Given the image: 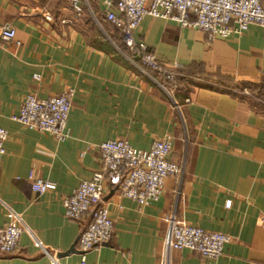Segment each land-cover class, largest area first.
Returning a JSON list of instances; mask_svg holds the SVG:
<instances>
[{
  "label": "crops",
  "instance_id": "1",
  "mask_svg": "<svg viewBox=\"0 0 264 264\" xmlns=\"http://www.w3.org/2000/svg\"><path fill=\"white\" fill-rule=\"evenodd\" d=\"M114 3L0 0V29L15 30L12 41L0 36V127L7 131L0 227L16 215L24 229L16 252L0 254V264H80L77 238L85 220L66 219L62 199L101 170V143L125 140L147 151L167 136L168 159L185 162L182 179H166L161 198L145 207L107 183L103 202L113 237L90 251L85 264H264V27L252 24L210 42L202 32L145 17L136 39L162 68L188 76L165 91L155 73L147 76L113 41L104 13ZM202 78H225L239 90L212 89ZM69 90L64 142L11 120L26 96L48 99ZM29 174L55 190L35 193ZM171 215L228 236L222 255L167 253Z\"/></svg>",
  "mask_w": 264,
  "mask_h": 264
},
{
  "label": "built area",
  "instance_id": "2",
  "mask_svg": "<svg viewBox=\"0 0 264 264\" xmlns=\"http://www.w3.org/2000/svg\"><path fill=\"white\" fill-rule=\"evenodd\" d=\"M108 5L112 6L111 3ZM145 17L168 20L181 28L202 32L211 42L241 35L252 24L264 27V0H115L114 9L106 10L104 19L119 33L129 61L139 64L147 76V70H152L156 83L166 91L164 82L175 79L174 71L162 68L145 43L136 39ZM0 36L4 41H12L15 30L3 26ZM34 78L38 79V76ZM244 94L248 95L246 91ZM72 97L71 90L48 99L28 95L11 120L28 130L64 142L68 138L66 123ZM6 140L7 131L0 127V159L5 153ZM99 150L101 170L62 199L66 219L74 222L85 220L77 238L80 264H85L90 251L106 246L112 240L113 222L103 202L107 183L121 197L145 207L161 198L166 179L179 181L185 172L184 161L177 163L168 159L173 150L172 139L168 136L154 140L147 151L135 149L127 141L119 139L101 143ZM28 179L31 180V189L39 195L55 190V184L35 179L32 174ZM226 205L229 206V202ZM23 231L21 220L16 215L13 223L0 227V254L16 252ZM228 241L229 237L222 233L181 224L174 215L168 218L167 253L188 250L201 258L214 260L222 255ZM36 246L45 252L40 244Z\"/></svg>",
  "mask_w": 264,
  "mask_h": 264
},
{
  "label": "trees",
  "instance_id": "3",
  "mask_svg": "<svg viewBox=\"0 0 264 264\" xmlns=\"http://www.w3.org/2000/svg\"><path fill=\"white\" fill-rule=\"evenodd\" d=\"M115 32H116L115 35L112 37L113 41H115L117 43H119V41H121L122 42V48L126 51L125 46L123 44V41H122L119 33L117 32V30H115ZM147 71L149 73H154L152 70H147ZM174 73H175V79L173 81L164 82V86L166 88H172V87L180 84L181 80H183L186 77H188L186 71H184V70L178 69ZM200 80L202 82L207 83V86H209L212 89H217L216 88V86H217V87H219L220 90H223V91H228V90L232 91V89H234V91L239 90L236 87H233L234 85H231V83H229L230 81L228 79H225V78L224 79L222 78L220 80H214V79H211V78H207V79L206 78L205 79L202 78ZM242 90L240 89V91H242Z\"/></svg>",
  "mask_w": 264,
  "mask_h": 264
},
{
  "label": "water",
  "instance_id": "4",
  "mask_svg": "<svg viewBox=\"0 0 264 264\" xmlns=\"http://www.w3.org/2000/svg\"><path fill=\"white\" fill-rule=\"evenodd\" d=\"M73 251V248H71L67 253H71ZM63 256H66V254H63Z\"/></svg>",
  "mask_w": 264,
  "mask_h": 264
}]
</instances>
